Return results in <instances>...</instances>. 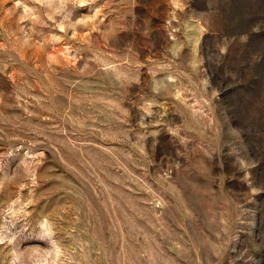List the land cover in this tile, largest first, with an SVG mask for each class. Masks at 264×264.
Listing matches in <instances>:
<instances>
[{"label":"rangeland","instance_id":"374dc122","mask_svg":"<svg viewBox=\"0 0 264 264\" xmlns=\"http://www.w3.org/2000/svg\"><path fill=\"white\" fill-rule=\"evenodd\" d=\"M264 264V0H0V264Z\"/></svg>","mask_w":264,"mask_h":264},{"label":"clouds","instance_id":"9594fccd","mask_svg":"<svg viewBox=\"0 0 264 264\" xmlns=\"http://www.w3.org/2000/svg\"><path fill=\"white\" fill-rule=\"evenodd\" d=\"M10 264H28V261L21 253L14 251Z\"/></svg>","mask_w":264,"mask_h":264}]
</instances>
